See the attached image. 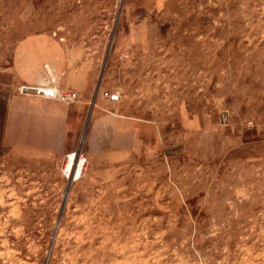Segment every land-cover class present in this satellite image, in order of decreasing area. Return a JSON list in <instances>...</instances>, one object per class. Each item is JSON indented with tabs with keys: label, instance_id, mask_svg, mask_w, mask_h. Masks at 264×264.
<instances>
[{
	"label": "rangeland",
	"instance_id": "obj_1",
	"mask_svg": "<svg viewBox=\"0 0 264 264\" xmlns=\"http://www.w3.org/2000/svg\"><path fill=\"white\" fill-rule=\"evenodd\" d=\"M35 35L86 52L89 99L141 125L93 151L88 119L78 179L4 144ZM0 264H264V0H0Z\"/></svg>",
	"mask_w": 264,
	"mask_h": 264
},
{
	"label": "crops",
	"instance_id": "obj_2",
	"mask_svg": "<svg viewBox=\"0 0 264 264\" xmlns=\"http://www.w3.org/2000/svg\"><path fill=\"white\" fill-rule=\"evenodd\" d=\"M31 55L35 58L25 67L23 59ZM16 57L23 92L10 102L4 144L20 156L61 158L75 152L88 119L93 151L98 145L107 148L106 139L111 138L113 151L126 152L123 140L141 132L135 119L101 108L100 102L89 99L95 76L86 52L64 45L53 36L35 35L20 42ZM39 89L75 90L80 100L62 102L53 95L39 93Z\"/></svg>",
	"mask_w": 264,
	"mask_h": 264
},
{
	"label": "built area",
	"instance_id": "obj_3",
	"mask_svg": "<svg viewBox=\"0 0 264 264\" xmlns=\"http://www.w3.org/2000/svg\"><path fill=\"white\" fill-rule=\"evenodd\" d=\"M105 95L112 101H118L119 98H120L119 92H114V93L105 94ZM53 97H55L56 99H58V100H60L62 102H68V103H74V102H77L78 100H80V95L75 90H70V91H67V92H59V91L57 92V91H55ZM79 156L83 157L82 155H79ZM64 172L66 173L67 177H70V176L72 177V175H69V172L65 171V167H64Z\"/></svg>",
	"mask_w": 264,
	"mask_h": 264
},
{
	"label": "bare ground",
	"instance_id": "obj_4",
	"mask_svg": "<svg viewBox=\"0 0 264 264\" xmlns=\"http://www.w3.org/2000/svg\"><path fill=\"white\" fill-rule=\"evenodd\" d=\"M85 164L86 160L84 158L80 159L76 152L68 154V163L66 169L67 172H69L76 179L81 177Z\"/></svg>",
	"mask_w": 264,
	"mask_h": 264
},
{
	"label": "water",
	"instance_id": "obj_5",
	"mask_svg": "<svg viewBox=\"0 0 264 264\" xmlns=\"http://www.w3.org/2000/svg\"><path fill=\"white\" fill-rule=\"evenodd\" d=\"M27 89H24V92H26ZM39 93L45 94V95H54V91L53 90H46V89H39L38 90Z\"/></svg>",
	"mask_w": 264,
	"mask_h": 264
}]
</instances>
